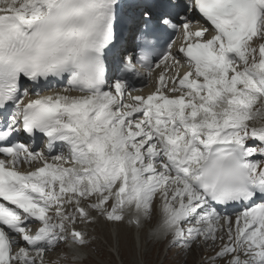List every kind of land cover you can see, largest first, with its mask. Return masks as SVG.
Instances as JSON below:
<instances>
[{
  "label": "snow or ice",
  "instance_id": "snow-or-ice-1",
  "mask_svg": "<svg viewBox=\"0 0 264 264\" xmlns=\"http://www.w3.org/2000/svg\"><path fill=\"white\" fill-rule=\"evenodd\" d=\"M260 117L264 0H0V264L101 223L264 264Z\"/></svg>",
  "mask_w": 264,
  "mask_h": 264
},
{
  "label": "rangeland",
  "instance_id": "rangeland-1",
  "mask_svg": "<svg viewBox=\"0 0 264 264\" xmlns=\"http://www.w3.org/2000/svg\"><path fill=\"white\" fill-rule=\"evenodd\" d=\"M108 229L109 227H97L98 235H105L107 239L102 241L101 238H98L91 247L84 250L86 254L89 255L86 264H121V262L122 264H164L165 261H163L162 249L159 245L149 244L141 252V250L137 248L136 242L133 243L135 239H133L130 232L129 234L127 233V236H122L123 239L119 250L123 249V253L120 251L118 255H115L112 252L111 244H109L113 243L112 238L109 234H105V230ZM106 240H108L109 243ZM172 257L175 259V262L171 264H194L197 260L195 257L193 259V256L188 260L189 255L187 254L179 256L173 253ZM169 261L170 259H168V262Z\"/></svg>",
  "mask_w": 264,
  "mask_h": 264
},
{
  "label": "bare ground",
  "instance_id": "bare-ground-1",
  "mask_svg": "<svg viewBox=\"0 0 264 264\" xmlns=\"http://www.w3.org/2000/svg\"><path fill=\"white\" fill-rule=\"evenodd\" d=\"M125 229H128V228L121 229L119 227L111 226V228H109V230H106V232L110 233L112 238H113V243H109V244H111L112 251H115L117 254H119L120 251L123 253V249L119 250L120 249L119 247L121 246V242H122V239H123L122 236H127V231ZM134 233H135V237L136 238H135V240H133V243L136 242V244L138 246L137 248H139L141 250V252H142L143 249L146 248V243L144 241V238L142 237L141 233H139L137 231L134 232ZM120 260H121V258H120ZM121 264H122V262H121Z\"/></svg>",
  "mask_w": 264,
  "mask_h": 264
}]
</instances>
